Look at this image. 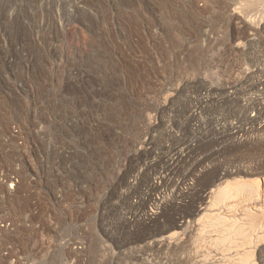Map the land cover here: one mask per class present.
I'll use <instances>...</instances> for the list:
<instances>
[{
  "label": "rangeland",
  "instance_id": "1",
  "mask_svg": "<svg viewBox=\"0 0 264 264\" xmlns=\"http://www.w3.org/2000/svg\"><path fill=\"white\" fill-rule=\"evenodd\" d=\"M263 19L264 0H0V264H174L192 256L198 237L182 251L152 242L181 232L183 221L202 219L206 236L213 221L223 228L241 219L235 207L214 220L198 208L201 195L231 172L237 178L223 185L228 189L263 190L264 132L258 129L264 116L248 108L256 95L247 90L263 70L248 53L253 44L264 46ZM90 26L112 30L119 60L111 50L92 54L90 77L74 101L67 97L76 91L67 51L83 52ZM94 48L105 50L101 43ZM98 68L109 82L97 93ZM168 81L174 89L200 81L216 93L210 114L199 102L206 94L192 97L195 118H184L185 133L191 126L224 133L208 166L190 174L187 163L176 175L186 179L157 189L181 153L161 147L172 114L153 112ZM175 103L187 112L185 96ZM145 122L157 127L148 130ZM144 135L152 152L135 170L131 157ZM189 184L183 204L141 224L159 202L182 199ZM138 200L139 209L133 206ZM251 219L243 227L255 232L264 219ZM203 239L200 246L208 242ZM261 239L256 234L250 244Z\"/></svg>",
  "mask_w": 264,
  "mask_h": 264
},
{
  "label": "bare ground",
  "instance_id": "2",
  "mask_svg": "<svg viewBox=\"0 0 264 264\" xmlns=\"http://www.w3.org/2000/svg\"><path fill=\"white\" fill-rule=\"evenodd\" d=\"M101 4H99V5H101ZM260 25H261L262 29L264 30V19L262 20ZM6 27H8V26L6 25ZM94 27L95 28H92V26H90L87 28L86 32H88V33L85 34V41H87V42H84L82 44V46H83V52L82 53H80V54L77 53V50L75 48H73V46H70L69 51H67V53L69 55L67 64L73 65V68L71 67V70L69 69L71 71L70 75L72 78V79L71 78L70 79H71L72 83L76 82V84L73 86V88L76 89V91L78 90L77 92L76 91L74 92L72 89L69 88L70 90H68V92H67V97L71 98V100H74V101L78 100V94L81 93L80 89L82 87L81 85L83 84L84 77L85 78L90 77V74H91L90 66H92V68H93V65L89 64L92 54L101 53V52L107 53V52H110V50H111V52L109 54L112 56H115V59L119 60L118 55H116V52L114 51V49H116L115 46H111L112 45L111 42L113 43V41L110 42V39H109L110 35L112 33V30H110V32H108L109 30L106 31L107 28L105 26H94ZM159 29H160V27H159ZM117 33H118V31H117ZM164 33H165V30H164ZM93 43L94 44H99V43L103 44L105 46V50L104 51H102V50L96 51ZM120 44H122V43H120ZM250 51L252 52V54L254 56L256 55V58L260 61V64L263 67V70L258 72V74L254 77V80H252V82L247 87L248 92H253L256 95V97L253 98L252 106H248V108L256 110L257 114H258V118H259L261 115L264 116V46H257L255 44H253L251 47H249L248 53H251ZM120 52H121V50H120ZM117 63H119V62H117ZM117 63H115V64H117ZM122 65H121V67H122ZM66 67H68V66H66ZM114 67H115V65H114ZM96 70L97 71L93 74L95 76L97 75L96 80H97V86H98V88H97V93H98L100 91H103V87L105 84L104 81H106L108 79H107V76H105V74L102 73L99 68ZM73 71H74V73H76L75 75H74ZM120 75H121V73H120ZM108 82H109V80H108ZM84 84H86L85 81H84ZM116 84H118V83H116ZM75 87H77V88H75ZM88 87H89V89H91L90 85ZM211 89H212L211 86H208L206 83H203V82L200 83V81L197 83L195 81L194 82L184 81V82L180 83L176 89L172 88V85L168 81L161 88L160 95H159L157 101L153 104L154 116L155 117H163V115L172 114V116L169 117V119L167 120V123L170 125V130H167V132L164 133V135L166 136V141L165 142L161 141V143H162L161 147L165 148L168 151L181 150V153H180V155L177 154V155H179V157H177L178 159H177L176 163L174 161V163L167 168V170H166L167 174L166 175L168 177H162L160 179V183L156 184L157 189H159L158 188L159 186L161 187V185L166 184L169 181H174V180L180 179L181 175H180V177L176 176V175L180 169H182L184 166L187 165V163H191L190 165L188 164L189 167L187 166L188 167L187 171L191 172L190 174L197 173L198 172L197 168H199V167L204 169V166L207 163V157L209 156L208 154H213L216 151V149L220 146V144H219L220 139H221L220 135L224 133L222 131L213 132L210 135V133H208V131L206 130L205 127H202V129H200V127L191 126V133L190 132L185 133L184 132L185 130L183 129L184 118L186 116H187V118H186L187 122H188V120L191 122V120L195 118V114L191 115L192 110L194 108H196L195 101H194L195 98L192 99V97H201L204 94H206L208 96L207 100L206 99L204 100L202 97L201 101H199L202 110L208 114H210L213 107H215L217 105L216 101L214 99L210 98V95L216 94L215 91H213ZM170 91H172V92L169 94ZM162 96H164V97H162ZM183 96H185L186 103L188 102L187 105L189 104V106L187 107L188 110H186L187 111L186 113H184L180 109L179 106L176 107V103H175V102H177L178 98L183 97ZM64 98H66V97H64ZM106 101H107V99H106ZM110 101H111V99H110ZM141 116L142 115L139 116L140 119H141ZM258 118L256 117V119H258ZM256 119L253 121H257ZM143 121H145V118L142 119V122ZM258 123H259V121H258ZM145 125H146L147 129L151 130V131L157 127V125L152 124V123L146 124V122H145ZM126 126H125V128H126ZM207 128L209 129L208 126H207ZM258 130L264 132V126H260V128ZM237 133H238V131H236L234 134L236 135ZM147 136L148 135L143 136V138L139 142L140 148L131 157L132 160L135 161L134 162V169L135 170L137 169V167L141 163H143V160L145 158H147L148 154H150V152H152L150 147H149L151 142ZM208 144H210L212 146H211V148L209 147V150L204 152V148ZM197 155H198V157L195 159V157ZM215 155H218V154H215ZM208 165H206V166H208ZM146 174H147L146 172L143 174V178L146 177ZM232 178L233 179L237 178V176L233 172L229 173L225 177H220L218 179V183L214 186L213 189L204 192L201 195V203H200L201 206H199L198 212L203 213V214L208 213L210 215V216L209 215L208 216L214 220V218L216 219V216L218 215V213L221 212V210H229V209H232L235 207V209L239 213V216L241 217V219L233 220V218H232V221L228 222L231 224L226 226V227H223V228H221V226H220L221 229L217 226L214 227V225H213L214 221H213L212 225H210V226H213V229H211V231H208L206 236L201 233V228H202L201 225H203V224H201L200 220L203 221L202 219H200V220L198 219V220L191 221V222L183 221V222H181L180 226H178V228L181 229V232H178L176 234H172L169 237L167 236V238H165L163 240L154 241V242H152L151 245L155 248H163V247L165 248L166 247L169 249H173L172 251H182L188 246L190 240L194 239L193 237L197 236L198 237L197 243L194 246L192 245V248H193L192 256L189 258L188 257L185 258V257L181 256L177 259V261L174 264H264V221L261 224L262 226L259 225L261 227H259V226H258L259 228L256 227L258 229L256 231L254 230L255 232H253L252 229H251V231H246L245 227H243V224H247V223L251 224L253 221L251 218H253L254 216L264 219V186H263V190H261V191H259V190L254 191L255 189L252 190L251 188H248L249 190L245 189V193L237 194V192L241 191V189H242L241 192H243L244 185H237V186L233 187L234 189H232V187H231L232 190H230V188L229 189L227 188V184H226V186H223L225 183L228 182V180H230ZM137 179H138V177L135 178V180H137ZM184 179H186V178H184V177L181 178V180H184ZM141 184L142 183L140 180L139 186H137V188H141ZM136 185L137 184H134V186H136ZM188 186H189L188 189L184 193H181V195H180V196H182V199L179 197V198H175L172 201L167 202V203L159 202L157 204L156 212H152L151 214H146L143 218L139 219L141 224H143V226L144 225L148 226V225L153 224L155 222V220H157L156 218H157V215L159 214L158 210H160L162 212V211H164L170 207L176 208V207H179L180 204H183V202L185 201V198L187 197V195L191 191L190 189H192V187H193L192 184H189ZM129 187H130V185H129ZM132 187H133V185H132ZM233 190L236 191V194L233 193ZM131 195H134V194H131ZM220 198H222V200L224 198L223 202H221V203L218 201V199H220ZM211 203H212V207H209V205ZM235 204H237V206H235ZM133 206H135L136 208L139 209L141 206L139 200L136 201L135 203L133 202ZM125 223L127 224V229L130 230V229L134 228L133 222L125 221ZM237 223H240V224L236 225ZM256 234L263 236V240L261 239V241L256 242L254 244L251 243V244H253V245H251L250 241H251L252 237ZM204 237H206L208 239V242H207V244L205 243L206 244L205 246H200L199 243L204 240L203 239ZM229 241H231L230 242L231 244L229 243L230 245H228V243H227ZM203 247H205V248H203ZM241 248H244L245 250H242ZM191 249H190V251H191ZM226 252H229L228 258H226V256H225ZM206 255L210 256L211 258L207 257Z\"/></svg>",
  "mask_w": 264,
  "mask_h": 264
}]
</instances>
